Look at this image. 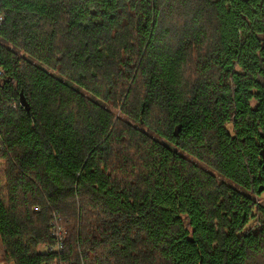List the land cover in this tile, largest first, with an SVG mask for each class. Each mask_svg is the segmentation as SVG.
<instances>
[{
  "label": "trees",
  "instance_id": "obj_1",
  "mask_svg": "<svg viewBox=\"0 0 264 264\" xmlns=\"http://www.w3.org/2000/svg\"><path fill=\"white\" fill-rule=\"evenodd\" d=\"M0 14V264H264V0Z\"/></svg>",
  "mask_w": 264,
  "mask_h": 264
},
{
  "label": "built area",
  "instance_id": "obj_2",
  "mask_svg": "<svg viewBox=\"0 0 264 264\" xmlns=\"http://www.w3.org/2000/svg\"><path fill=\"white\" fill-rule=\"evenodd\" d=\"M3 21V16L0 14V24L1 22ZM60 235V233H58ZM62 246L61 243H59L56 247H51L50 250H56V249H60ZM54 264H57V263H54Z\"/></svg>",
  "mask_w": 264,
  "mask_h": 264
},
{
  "label": "rangeland",
  "instance_id": "obj_3",
  "mask_svg": "<svg viewBox=\"0 0 264 264\" xmlns=\"http://www.w3.org/2000/svg\"><path fill=\"white\" fill-rule=\"evenodd\" d=\"M262 198H264V195H263V197ZM41 249V251H49L50 250V248L49 247H41L40 248ZM2 243H1V240H0V254L2 253Z\"/></svg>",
  "mask_w": 264,
  "mask_h": 264
}]
</instances>
